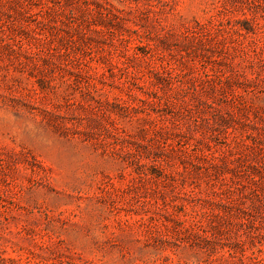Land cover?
<instances>
[{
  "label": "rangeland",
  "instance_id": "rangeland-1",
  "mask_svg": "<svg viewBox=\"0 0 264 264\" xmlns=\"http://www.w3.org/2000/svg\"><path fill=\"white\" fill-rule=\"evenodd\" d=\"M0 264H264V0H0Z\"/></svg>",
  "mask_w": 264,
  "mask_h": 264
}]
</instances>
